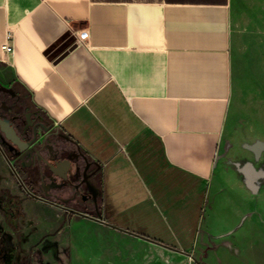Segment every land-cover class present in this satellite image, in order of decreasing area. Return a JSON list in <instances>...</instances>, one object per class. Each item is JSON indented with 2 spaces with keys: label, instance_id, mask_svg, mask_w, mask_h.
<instances>
[{
  "label": "crops",
  "instance_id": "1",
  "mask_svg": "<svg viewBox=\"0 0 264 264\" xmlns=\"http://www.w3.org/2000/svg\"><path fill=\"white\" fill-rule=\"evenodd\" d=\"M240 5L243 26L260 27L264 0H0V84L29 92L47 125L35 144L49 136L60 147L41 149L46 163L9 154L26 189L49 199L72 189L77 210L116 225L106 211L133 205L125 195L146 186L144 174L207 181L230 106ZM8 31L13 53L2 49ZM65 159L67 178L49 165Z\"/></svg>",
  "mask_w": 264,
  "mask_h": 264
},
{
  "label": "rangeland",
  "instance_id": "2",
  "mask_svg": "<svg viewBox=\"0 0 264 264\" xmlns=\"http://www.w3.org/2000/svg\"><path fill=\"white\" fill-rule=\"evenodd\" d=\"M260 24L244 27L240 5L232 95L210 178L191 179L189 187L144 174L146 186L136 183L135 193L125 195L133 205L106 211L116 225L183 252L33 197L0 142L14 167L0 148V183L10 186L0 185V264H264V18ZM13 85H3L9 90L0 97L9 112L19 99ZM71 190L39 195L78 209L81 198Z\"/></svg>",
  "mask_w": 264,
  "mask_h": 264
},
{
  "label": "water",
  "instance_id": "3",
  "mask_svg": "<svg viewBox=\"0 0 264 264\" xmlns=\"http://www.w3.org/2000/svg\"><path fill=\"white\" fill-rule=\"evenodd\" d=\"M0 88L2 90H9V88H7V87H5V86H3L1 84H0ZM26 116H27L28 122L29 123H32L31 113L30 112H27L26 113ZM41 126L46 129V127L44 125L41 124ZM34 130H35L34 131V136L31 139H25L22 136V134L20 132H18L17 128L15 127V125L12 123V121L9 118L0 117V131L2 132L4 139H6L7 141L10 142L11 148H14L16 150V153L19 154V158L20 159H25L26 156H30L29 157V160H30L29 162L31 163V159H30L31 158V154L32 153H36L38 155V157H40L41 159H43L46 162L47 159H45L42 156V154H41V148H39L35 144V141L37 140V130H36V127H35ZM0 148L5 153L4 149L2 147H0ZM5 156L7 157V160L9 161L10 165L13 167V165H12L10 159L8 158V156L6 155V153H5ZM49 165L52 167V169L54 171H60L61 170V175L64 178H67V171H68V169L70 168V165H71V163H70L69 160L65 159L62 162L58 163L57 165H53L51 163ZM27 190L35 198H39V199H42V200L47 201L49 203H52V204H54L56 206H59V207L65 209L67 211H70V212H73V213L82 215L84 217L91 218V219L96 220V221H98L100 223L109 225V226L114 227V228H118V229H120L122 231L128 232L130 234L136 235V236L141 237V238H144L146 240H149V241H152V242H155V243H159V244H161L163 246L170 247L172 249H175V250H178V251L183 252L180 249H177L175 247L169 246V245L164 244L162 242L153 240V239H151V238H149L147 236H144V235H141V234L132 232L130 230H127V229H124V228H121V227H118V226H116V225H114V224H112L110 222H107L105 219L101 218L100 216H95V215L88 214L86 212H83V211L74 209L72 207H69V206L60 204V203L55 202V201H52V200H49L45 196H40V195L34 194L29 189H27Z\"/></svg>",
  "mask_w": 264,
  "mask_h": 264
},
{
  "label": "flooded vegetation",
  "instance_id": "4",
  "mask_svg": "<svg viewBox=\"0 0 264 264\" xmlns=\"http://www.w3.org/2000/svg\"><path fill=\"white\" fill-rule=\"evenodd\" d=\"M5 108V109H4ZM14 110L9 112V109L3 104L2 108H0V117H6L9 118L12 123L15 125V127L17 128L18 132H20L22 134V136H24V134H29L30 138L34 136V129L36 127L37 130V138L39 137V129L44 130L45 128L41 126L44 125L45 127L47 126L41 119H39L36 116H31L32 118V123H29L27 120V116L25 115V119L21 118L19 112L17 111L16 107L13 108ZM8 112V114H6L5 112ZM2 112V113H1ZM10 113V114H9ZM1 135H0V142L1 144L4 145V147L6 148L8 153H16V150L14 148H11L10 142L9 141H5L3 139V134L0 131ZM6 145V146H5ZM39 148H41L42 150H46L47 154H49V156H55L59 153L60 147H58V145L55 142H51L49 141V136H45L43 138V142L41 144L38 145ZM30 156H26L25 159H29ZM24 161V159H21ZM40 161H44L43 159H41L39 157ZM44 163H46L44 161Z\"/></svg>",
  "mask_w": 264,
  "mask_h": 264
},
{
  "label": "trees",
  "instance_id": "5",
  "mask_svg": "<svg viewBox=\"0 0 264 264\" xmlns=\"http://www.w3.org/2000/svg\"><path fill=\"white\" fill-rule=\"evenodd\" d=\"M11 89L14 91L16 96L19 97L18 103L15 105L17 111H19V113L20 111H22L25 115L27 112H30L32 117L35 116V108L33 106L29 92L24 87H22L20 84L17 83H14ZM2 96H3V91L0 88V97Z\"/></svg>",
  "mask_w": 264,
  "mask_h": 264
},
{
  "label": "built area",
  "instance_id": "6",
  "mask_svg": "<svg viewBox=\"0 0 264 264\" xmlns=\"http://www.w3.org/2000/svg\"><path fill=\"white\" fill-rule=\"evenodd\" d=\"M2 49L7 53H13L14 46L11 44V32L8 31L6 35V39L2 44Z\"/></svg>",
  "mask_w": 264,
  "mask_h": 264
}]
</instances>
